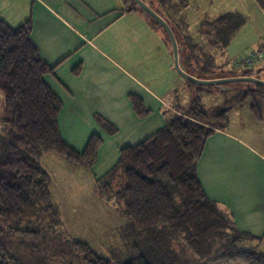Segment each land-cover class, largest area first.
I'll return each instance as SVG.
<instances>
[{"label": "trees", "instance_id": "trees-1", "mask_svg": "<svg viewBox=\"0 0 264 264\" xmlns=\"http://www.w3.org/2000/svg\"><path fill=\"white\" fill-rule=\"evenodd\" d=\"M123 1L126 12H141L155 28L163 30L169 41L163 27L137 8L134 0ZM158 1L169 15L161 14L172 24L184 47L183 64L188 72L199 77L251 73V69L229 72L230 75L225 71L217 73V68L223 70L226 63L219 67L215 52L206 50L178 18L186 0L180 4ZM243 22L239 13L230 12L215 21H204L198 32L208 26L212 32L207 33V42L211 48L221 45L223 49ZM32 32V18L13 27L0 17V90L5 96L3 121L7 126L0 138V264H31L5 241L6 232L38 240L40 230L20 226L49 217L53 223L59 215L52 200L51 175L37 155L57 154L72 165L92 167L104 142L101 135L94 133L85 149L78 151L64 140L59 119L63 101L45 80L54 72V66L42 57ZM80 70L78 65L74 72ZM188 84L195 90L190 103L164 110L167 122L162 128L138 144L122 147L118 162L103 177L108 181L106 187L122 201L124 211L138 229L168 226L176 230L194 250L200 264L218 260L264 264V251L260 249L264 237L240 230L232 216L207 195L197 172L207 140L217 130L227 129L235 107L250 101L256 120H264V86L250 83L254 88L238 90L234 95V88L221 90L226 94L223 104L208 107L202 95L212 92L211 88ZM130 98L139 117L151 113L141 96L130 94ZM97 118L110 134L118 131L105 117ZM33 246L38 248L37 243ZM71 248L85 264H121L100 256L85 241L74 240ZM48 263L42 258V264ZM125 264L153 263L137 246Z\"/></svg>", "mask_w": 264, "mask_h": 264}, {"label": "crops", "instance_id": "crops-1", "mask_svg": "<svg viewBox=\"0 0 264 264\" xmlns=\"http://www.w3.org/2000/svg\"><path fill=\"white\" fill-rule=\"evenodd\" d=\"M0 17L13 27L32 18L33 40L54 66L45 80L63 101L64 140L83 151L92 134L103 137L93 176L98 165L112 167L122 147L162 128L164 110L189 104L195 94L176 71L165 34L141 12H126L123 0H0ZM130 94L141 96L151 113L139 117ZM97 115L118 131L102 129ZM197 172L207 195L240 230L264 237L263 150L243 132L219 129L207 140Z\"/></svg>", "mask_w": 264, "mask_h": 264}, {"label": "rangeland", "instance_id": "rangeland-1", "mask_svg": "<svg viewBox=\"0 0 264 264\" xmlns=\"http://www.w3.org/2000/svg\"><path fill=\"white\" fill-rule=\"evenodd\" d=\"M146 1L160 13L169 15L164 8H161L158 0ZM171 1L180 4L183 0ZM188 1L190 4L181 7L178 18L182 19V26L183 22L189 23V31L206 47V50L215 52L219 67L226 63L222 67L223 70L217 68V73L225 71L229 74V72L248 70L238 68L235 63L249 56L264 43V0ZM230 12L239 13L244 19L243 24L231 36L227 46L223 49H220L221 45L211 48V44L207 42L210 39L207 33L212 30L205 26L203 31L206 34H203V31L199 33L202 23L215 21ZM248 75L264 78V57L254 63ZM231 85L235 89L232 95L238 90L246 91L255 86L247 82H235ZM206 87L211 88L212 92H203L205 105L208 107L222 105L226 99L225 92L216 87ZM230 92L232 91L228 94ZM4 102L5 96L0 90V138L5 135L7 129L3 121ZM98 122L100 127L107 131L101 121ZM229 125L228 128L243 132L261 152L264 151V122L256 120L251 113L250 101L240 104L231 111ZM37 159L51 175L52 200L59 215L53 223L49 217L43 221H26L20 226V228L40 230L41 235L38 240L9 232L3 236L16 253L31 264H42V258H45L48 264H85L82 257L75 254L71 248L74 240L89 243L100 256L121 264L131 260L137 246L153 264H200L195 258L194 250L176 230L168 226H158L142 231L135 226L124 211L122 201L120 200V203L112 196L107 188L108 181L103 179L119 159L109 169L107 165L103 167L98 165L99 172L96 175L93 173L94 176L91 175L93 166L72 165L57 154L41 153L37 155ZM96 176L99 178L96 179ZM114 185L116 186V183ZM34 243H37L38 248L34 249ZM262 249L264 250V247ZM189 251L192 255L188 253ZM208 264L245 263L218 260Z\"/></svg>", "mask_w": 264, "mask_h": 264}, {"label": "water", "instance_id": "water-1", "mask_svg": "<svg viewBox=\"0 0 264 264\" xmlns=\"http://www.w3.org/2000/svg\"><path fill=\"white\" fill-rule=\"evenodd\" d=\"M136 7L143 10L144 14L155 19L165 30L172 48L174 67L179 75L195 86H213L219 90L226 91L233 88L230 84L235 82H247L264 86V78L254 75H231L222 77H199L187 71L183 64L182 53L184 47L180 45L172 24L145 0H134Z\"/></svg>", "mask_w": 264, "mask_h": 264}, {"label": "built area", "instance_id": "built-area-1", "mask_svg": "<svg viewBox=\"0 0 264 264\" xmlns=\"http://www.w3.org/2000/svg\"><path fill=\"white\" fill-rule=\"evenodd\" d=\"M263 57H264V43L259 47V49L252 52L249 56L239 61H236L235 65L238 68L252 69L254 63Z\"/></svg>", "mask_w": 264, "mask_h": 264}]
</instances>
